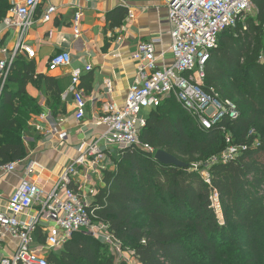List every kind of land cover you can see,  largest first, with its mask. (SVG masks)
<instances>
[{
  "label": "trees",
  "instance_id": "16d2710c",
  "mask_svg": "<svg viewBox=\"0 0 264 264\" xmlns=\"http://www.w3.org/2000/svg\"><path fill=\"white\" fill-rule=\"evenodd\" d=\"M254 3L255 17L248 15L220 33L202 86L232 101L238 116H226L204 129L172 94L152 108L140 140L188 166L163 164L154 153L130 146L119 149L115 169L104 170L105 186L89 209L141 264H264V0ZM11 7L9 0H0V21ZM125 15L120 7L110 17L115 22L116 16ZM43 81L49 91L59 89L56 78L36 74L34 63L21 52L6 80L0 77V165L27 157L28 120L42 112L27 85L41 87ZM58 104H51L52 109ZM227 132L233 144L247 148L225 161L221 155L229 145ZM195 163L200 169L208 167L210 182L194 169ZM36 234L40 237L41 231ZM48 264L130 263L117 260L107 245L78 231L49 255Z\"/></svg>",
  "mask_w": 264,
  "mask_h": 264
},
{
  "label": "built area",
  "instance_id": "2783aa9c",
  "mask_svg": "<svg viewBox=\"0 0 264 264\" xmlns=\"http://www.w3.org/2000/svg\"><path fill=\"white\" fill-rule=\"evenodd\" d=\"M59 4L74 8V30L80 37L83 18V4L102 0H57ZM135 0H117L130 9ZM168 7L172 28L171 38L172 64H162L165 53L157 54L156 47L161 38L141 41L133 54L138 63L137 78L130 86L123 104L110 99L103 104V115L97 122L105 125L106 132L99 141L83 142L80 155L61 175L59 181L50 192H44L38 185L23 182L10 196L5 211H0V241L7 237L18 240V247L10 257L1 259L0 264H48L50 253L59 251L72 235L85 231L107 245L117 260L130 264H141L134 254L125 249L123 243L108 228L97 219L90 210L91 201L72 188V177L77 173L78 166L85 165L92 159V166L105 169L102 163L106 160L111 146L126 148L138 146L156 154L148 144L140 140L141 130L146 126L147 119L143 110L159 106L163 100L174 94L188 114L199 127L212 129L221 120L229 116L236 118V105L227 99H220L218 94L202 89L205 78V66L211 51L218 46V37L229 27L236 26L256 8L254 0H163ZM42 0H24L14 3L3 22L14 27L18 36V45L8 60H0V77L6 80L11 64L19 51H24L29 57H34L35 51L25 43L29 29L34 23L35 13ZM56 4H49L43 12L44 21H49L57 12ZM131 12V11H130ZM131 17L134 14L130 13ZM119 38L118 40H120ZM72 54L61 51L52 56L49 62L50 70L69 66ZM92 66L85 70L81 68L72 71V89L76 105V119L82 120L86 115L87 100L80 89L84 71H91ZM108 93H113L111 80L106 81ZM214 93V95L212 94ZM40 128V127H39ZM223 130L225 126L222 127ZM66 132L60 134L64 139ZM227 149L221 155L222 160L235 159L246 146L232 143V136L226 133ZM216 161V158H213ZM106 163V162H105ZM18 162L0 165V171L14 172ZM194 169L210 182L208 167L200 169L201 164H193ZM207 166V165H206ZM33 166L29 167L32 170ZM215 207H220L219 195L213 194ZM217 204V205H216ZM36 207V213L29 212ZM27 218L22 220L21 215ZM47 231L46 245L35 247V234L39 229ZM131 260L135 261L132 262Z\"/></svg>",
  "mask_w": 264,
  "mask_h": 264
},
{
  "label": "crops",
  "instance_id": "0c3cea01",
  "mask_svg": "<svg viewBox=\"0 0 264 264\" xmlns=\"http://www.w3.org/2000/svg\"><path fill=\"white\" fill-rule=\"evenodd\" d=\"M9 1L13 5L24 0ZM49 4H56L58 9L51 20L44 21L42 15ZM120 7L126 10V15L123 19L116 16L114 22L110 14ZM75 11L57 0H42L25 38V43L35 51V55L29 57L24 51H19L34 63L36 74L56 78L59 89L49 91L46 81L41 82V87L32 83L27 85V92L38 99L42 112L33 114L28 120L24 135L27 157L18 161L14 172L0 171V211L7 209L10 196L23 182L34 183L44 192H50L80 155L83 142L100 140L105 144L102 136L106 126L97 123L103 115V104L110 99L124 103L130 86L137 78L138 63L133 54L141 41L160 37L157 54L165 53L162 64L173 63L169 34L172 23L163 0H135L130 9L121 6L117 0L85 3L80 37H76L74 30ZM130 11L134 17L130 16ZM17 45L15 28L0 21V60L10 59ZM61 51L72 54L71 65L50 70L52 56ZM87 66H92V70L84 71L80 83L87 100L86 115L77 120L72 71L77 68L85 70ZM107 80L112 82V94L108 93ZM56 100L59 104L53 110L51 104ZM151 113L152 108H146L142 114L148 119ZM62 132L67 133L64 139L60 138ZM119 149L118 146H111L102 166L115 169L113 159L118 157ZM30 166H33L31 171ZM104 170L92 166V159H89L87 164L78 166L77 173L72 177V187L92 203L105 186ZM35 211L36 207L29 213L34 214ZM20 218L24 220L27 215L23 214ZM38 231L41 234L40 237L35 234L34 246L43 248L48 232L44 228ZM43 235L46 237L44 242ZM17 247L18 240L15 238L7 237L0 241V261L12 256Z\"/></svg>",
  "mask_w": 264,
  "mask_h": 264
},
{
  "label": "water",
  "instance_id": "95a60500",
  "mask_svg": "<svg viewBox=\"0 0 264 264\" xmlns=\"http://www.w3.org/2000/svg\"><path fill=\"white\" fill-rule=\"evenodd\" d=\"M155 158L159 160L161 163L167 164V165H175V166H180V167L188 166V164H186L185 162H182L174 155L162 149L156 152Z\"/></svg>",
  "mask_w": 264,
  "mask_h": 264
},
{
  "label": "rangeland",
  "instance_id": "374dc122",
  "mask_svg": "<svg viewBox=\"0 0 264 264\" xmlns=\"http://www.w3.org/2000/svg\"><path fill=\"white\" fill-rule=\"evenodd\" d=\"M251 16H253V17H255V15H256V9L250 14ZM249 15V16H250ZM52 188H49V190H51ZM217 205V204H216ZM217 208V213H218V216L220 217V219L222 220V212H221V210H220V208L219 207H216ZM132 262H135V261H133V260H131Z\"/></svg>",
  "mask_w": 264,
  "mask_h": 264
}]
</instances>
